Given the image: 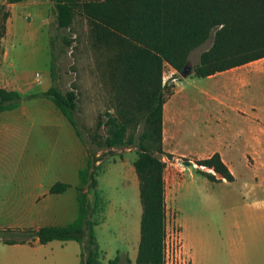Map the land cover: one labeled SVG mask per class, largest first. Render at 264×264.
Segmentation results:
<instances>
[{
  "label": "crops",
  "instance_id": "obj_1",
  "mask_svg": "<svg viewBox=\"0 0 264 264\" xmlns=\"http://www.w3.org/2000/svg\"><path fill=\"white\" fill-rule=\"evenodd\" d=\"M22 2L0 0V4L8 5L10 12ZM10 21L11 15L7 32ZM2 57L0 87L17 90L24 97L32 91L35 81L21 77L13 67L8 68ZM201 78L207 80L206 89L196 91L184 83L186 78H178L173 93L166 99L163 149L191 163L216 152L221 155L235 177L230 182L218 176L215 182L228 183L229 187L214 196L222 206L231 208L232 215L223 231L231 264H264V57ZM48 88L45 86L42 91ZM30 139L33 166L29 155H21V165L5 167L13 163L12 150L26 152ZM14 141H17L15 149L11 146ZM43 142L49 143L47 148ZM43 151L49 155L35 156ZM87 158V147L52 100L23 98L16 108L1 112L0 228L37 230L74 221L79 213V171L86 166ZM134 160L126 159L123 166L139 189L140 197ZM187 167L191 169L190 165ZM186 173L172 169L164 176L170 186L166 197H171L173 202L181 187L190 185L196 178L191 172L186 181ZM57 183L68 187L61 193L51 192ZM128 258L136 262L130 252ZM80 263L81 244L76 240L41 243L35 237L6 243L0 238V264Z\"/></svg>",
  "mask_w": 264,
  "mask_h": 264
},
{
  "label": "trees",
  "instance_id": "obj_2",
  "mask_svg": "<svg viewBox=\"0 0 264 264\" xmlns=\"http://www.w3.org/2000/svg\"><path fill=\"white\" fill-rule=\"evenodd\" d=\"M21 1L8 0L9 3ZM54 1L59 28H69L80 12L91 23L97 40L104 41L113 53L109 72L122 98L117 113L108 118L104 145L138 148L134 167L143 211L135 264H165V163L159 155L167 154L163 149V105L173 91L163 85L164 64L180 72L188 65L191 52L209 39L213 40L211 47L201 54L200 63L194 67L196 77H207L264 57V0ZM10 15L8 5L0 4V46ZM37 97L52 100L87 147V164L79 171L77 186L79 213L65 226L4 229L2 232L10 235L3 236V241L25 242L35 237L41 243L76 240L81 244L80 264H103L104 252L96 235V226L102 222L98 215L106 206L98 188L101 163H97L99 159L88 147L75 118L77 94L73 90L63 93L51 86L26 98ZM22 100L19 91L0 87V113L16 108ZM140 112H143L144 128L136 137L129 130ZM196 162L214 170L216 174L203 173L213 182L218 180L216 175L230 182L235 179L218 152ZM67 187L57 183L51 192L61 193ZM91 192L93 202L89 197ZM118 260L116 257L108 263L117 264Z\"/></svg>",
  "mask_w": 264,
  "mask_h": 264
},
{
  "label": "rangeland",
  "instance_id": "obj_3",
  "mask_svg": "<svg viewBox=\"0 0 264 264\" xmlns=\"http://www.w3.org/2000/svg\"><path fill=\"white\" fill-rule=\"evenodd\" d=\"M212 42L209 39L191 52L188 64L192 66L193 74L194 67L200 63L201 54L211 47ZM1 43L0 61L4 55L8 68L13 67L21 77L26 76L35 81L32 91L27 95L39 93L45 86H54L63 93L73 90L77 94L75 118L88 147L101 159L98 188L106 206L98 215L102 222L96 226V235L104 252L102 263L104 260L105 264H109V260L118 257L117 264H135L128 258V254L130 252L136 260L143 210L139 189L135 187L130 175L125 173L123 163L126 159H136L138 148L134 145L107 148L104 145L108 118L117 113L122 98L109 72V60L113 53L104 41L97 40L91 23L80 12L69 28H59L54 0H23L15 6L11 11L9 31L5 32ZM174 78L181 79L180 72L164 64L163 85L166 84L171 91L178 81ZM186 79L184 83L196 91L207 88V80L204 78L190 76ZM27 95L23 97L26 101L35 99L26 98ZM142 128L144 119L143 112H140L131 124L129 133L138 137ZM42 144L45 148L49 145L47 142ZM16 145L17 141L11 144L14 149ZM32 146L30 139L26 152L22 149L12 150L13 163L5 167L21 165V155H29L32 167ZM35 154L38 157L49 155V152ZM41 159L48 160L47 157ZM184 163L183 166L174 165L171 168L179 171L186 168L182 171H187L186 181L191 172L196 178L190 185L184 184L181 187L175 202L171 197H166L165 245L168 232L174 228L178 255L169 248L165 253V264H231L229 247L223 235L227 219L232 215L231 208L214 200V196L228 188L229 184L213 182L203 174L205 171L215 173L214 170L195 168L191 162ZM189 165L191 169H188ZM169 170L165 165L164 176H168ZM169 187V181L165 180L166 196ZM89 197L93 202L92 192ZM2 224L7 226L6 223ZM3 230L0 228V238L10 235L3 233Z\"/></svg>",
  "mask_w": 264,
  "mask_h": 264
},
{
  "label": "built area",
  "instance_id": "obj_4",
  "mask_svg": "<svg viewBox=\"0 0 264 264\" xmlns=\"http://www.w3.org/2000/svg\"><path fill=\"white\" fill-rule=\"evenodd\" d=\"M178 80V78H174L173 80ZM161 160L165 163L166 167H168V169H171L173 168L174 165H177V166H183L185 165V160L184 158H180V157H169L167 154H163L162 157H161ZM192 164L195 168H202V169H206L207 167L206 166H203V165H199L198 163L192 161ZM172 167V168H171ZM186 169V168H185ZM185 169L181 170L180 172L184 171ZM211 171H213V169H210V168H207ZM171 232H168V237L166 239V245H165V253L166 251H169V248H171V250L173 252L177 254V251H178V241H177V238H176V231L174 230V228H171Z\"/></svg>",
  "mask_w": 264,
  "mask_h": 264
},
{
  "label": "water",
  "instance_id": "obj_5",
  "mask_svg": "<svg viewBox=\"0 0 264 264\" xmlns=\"http://www.w3.org/2000/svg\"><path fill=\"white\" fill-rule=\"evenodd\" d=\"M193 73V68L191 65H186L181 71L180 75L182 78H188Z\"/></svg>",
  "mask_w": 264,
  "mask_h": 264
}]
</instances>
